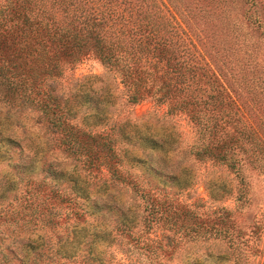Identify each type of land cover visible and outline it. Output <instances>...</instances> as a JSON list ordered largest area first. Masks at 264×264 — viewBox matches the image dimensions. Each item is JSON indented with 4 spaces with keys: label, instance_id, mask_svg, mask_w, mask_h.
<instances>
[{
    "label": "trees",
    "instance_id": "trees-1",
    "mask_svg": "<svg viewBox=\"0 0 264 264\" xmlns=\"http://www.w3.org/2000/svg\"><path fill=\"white\" fill-rule=\"evenodd\" d=\"M88 56L114 74L127 105L149 99L183 117L186 148L180 138L168 158L165 138L84 128L57 84ZM0 96L8 110L35 111L80 163L78 179L44 156H9L24 149L0 122V264H172L198 238L232 240L237 214L178 198L186 157L264 171V0H0ZM124 140L146 154L141 175ZM100 181L129 188L140 206L95 192ZM110 234L117 251L99 247Z\"/></svg>",
    "mask_w": 264,
    "mask_h": 264
},
{
    "label": "rangeland",
    "instance_id": "rangeland-1",
    "mask_svg": "<svg viewBox=\"0 0 264 264\" xmlns=\"http://www.w3.org/2000/svg\"><path fill=\"white\" fill-rule=\"evenodd\" d=\"M57 88L75 119L86 129L96 131L114 124L117 129L119 125L121 132L127 136L147 135L149 139L162 141L165 138L168 158L172 156L174 143L180 138V147L187 146L191 127L183 117H165V108L158 109L149 99L127 105L117 78L94 56H88L77 64L57 84ZM36 116L37 113L29 109L22 112L8 110L0 100V122L12 130L11 136L20 140L24 149L23 153L20 149H13L9 156L17 158L27 154L35 156L36 160L44 156L62 173L79 179L76 169L80 168V163L58 148L55 135L36 122ZM122 146L126 147L123 156L127 166L141 175L140 160L146 154L142 148L132 147L125 140ZM0 156L5 155L0 152ZM185 160L192 166H186L176 175L181 179L180 183L176 181L174 184L178 198L195 209L220 205L229 209L237 207V214L231 228L233 231H230L232 240L230 237L198 238L183 245L172 264H264V171L252 169L246 163L241 164L237 171H232L215 163L196 162L189 156ZM0 161V171L5 170V160L0 157ZM184 180L188 182L186 185ZM93 188L95 192L108 193L131 207L141 204L139 197L129 188L109 186L101 181ZM239 192L243 194L244 203L238 205L234 200ZM93 222L97 223L96 220ZM87 227L88 232L106 229H93L99 227L96 224ZM106 240L110 241L109 247ZM102 243L99 247L117 251L113 235L107 236Z\"/></svg>",
    "mask_w": 264,
    "mask_h": 264
}]
</instances>
